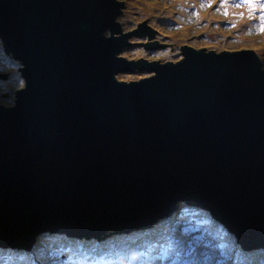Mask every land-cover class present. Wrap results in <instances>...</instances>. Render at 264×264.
<instances>
[{
	"label": "water",
	"instance_id": "95a60500",
	"mask_svg": "<svg viewBox=\"0 0 264 264\" xmlns=\"http://www.w3.org/2000/svg\"><path fill=\"white\" fill-rule=\"evenodd\" d=\"M126 1L0 0L25 81L0 102V248L32 251L45 230L104 240L193 204L264 248L262 55L123 56L132 36L166 45L151 19L125 31Z\"/></svg>",
	"mask_w": 264,
	"mask_h": 264
},
{
	"label": "rangeland",
	"instance_id": "374dc122",
	"mask_svg": "<svg viewBox=\"0 0 264 264\" xmlns=\"http://www.w3.org/2000/svg\"><path fill=\"white\" fill-rule=\"evenodd\" d=\"M148 19L168 45L152 51L163 58L177 57L191 43L218 50L257 47L264 60V0L126 1L125 31ZM143 35L131 39H149ZM147 50L142 43L128 45L122 54L150 58L152 52L146 54ZM19 66L0 41V73H7L0 75V102L14 103L16 90L25 85ZM173 213L149 228L104 240L70 239L45 230L33 247L36 253L0 248V264H233L235 260L264 264L263 248L245 252L208 212L185 205L177 215Z\"/></svg>",
	"mask_w": 264,
	"mask_h": 264
},
{
	"label": "trees",
	"instance_id": "16d2710c",
	"mask_svg": "<svg viewBox=\"0 0 264 264\" xmlns=\"http://www.w3.org/2000/svg\"><path fill=\"white\" fill-rule=\"evenodd\" d=\"M183 206H185V205H183ZM186 206H188V207H190V208H193V209H199V210H204V211H206V212H208L209 213V217L210 218H212V219H214V216L210 213V211L209 210H207V209H204L202 206H200V204H193V205H186ZM175 215V214H174ZM174 215H172V216H174ZM169 217H171V216H169ZM166 217H163V219H165ZM215 220V219H214ZM215 222L217 223V224H219L222 228L224 227L227 231H228V229L224 226V224L222 223V222H220V221H217V220H215ZM229 234L230 235H232L231 237H234L236 240V243H237V245L238 246H240V248H242L245 252H248V251H252V250H247V248H245V247H243L242 246V244L241 243H239L238 242V240H237V237L232 233V232H229ZM65 236L66 237H68V238H70V239H76V238H74V237H70V236H68V235H66L65 234ZM116 237H119V236H121V234H117V235H115ZM114 236V237H115ZM107 242V241H106ZM36 251V247L31 251V252H35ZM36 253V252H35ZM243 263V262H242ZM233 264H241V262L239 261V260H235L234 262H233Z\"/></svg>",
	"mask_w": 264,
	"mask_h": 264
},
{
	"label": "flooded vegetation",
	"instance_id": "af4514ba",
	"mask_svg": "<svg viewBox=\"0 0 264 264\" xmlns=\"http://www.w3.org/2000/svg\"><path fill=\"white\" fill-rule=\"evenodd\" d=\"M141 22H139L138 24H137V26L136 27H134V28H137L138 26H139V24H140ZM133 29V28H132ZM128 30H130V29H128ZM151 29H149V30H146V31H142V32H148V31H150ZM160 35H161V33H160ZM167 36V35H166ZM161 37L162 38H164L162 35H161ZM158 38H160V37H158ZM136 39V38H135ZM137 40V39H136ZM148 40V39H147ZM161 41H164V40H162V39H160ZM135 44H133V45H135V46H139V44H138V41H135L134 42ZM202 46V45H201ZM168 47V45L166 44V45H164V46H159V47H154V48H149L148 50H147V52L148 53H146V54H149L150 52H152V51H154V50H156V49H159V48H167ZM208 47V46H207ZM211 48H213V47H211ZM226 49H228V48H226ZM238 49H241V48H238ZM123 50H124V48L122 49V51H121V55H123L122 54V52H123ZM164 51V50H163ZM153 54V55H152ZM152 54H151V56H150V58H159V59H168V58H163L161 55H158V53H153L152 52ZM124 56V55H123ZM181 58H183V56H182V54H178V56L177 57H175V58H173V60H180ZM20 67V66H19Z\"/></svg>",
	"mask_w": 264,
	"mask_h": 264
},
{
	"label": "clouds",
	"instance_id": "9594fccd",
	"mask_svg": "<svg viewBox=\"0 0 264 264\" xmlns=\"http://www.w3.org/2000/svg\"><path fill=\"white\" fill-rule=\"evenodd\" d=\"M264 61V60H263ZM183 206V205H182ZM182 206H179V211H180V209H181V207ZM206 209V208H205ZM208 210V209H207ZM179 212H174L173 214H175V215H177ZM166 218L168 217V216H165ZM160 219H163V217H161ZM215 219V218H214ZM216 220V219H215ZM218 221V220H217ZM228 232H230L229 230H228ZM234 234V233H233ZM235 235V234H234ZM253 249H257V248H253ZM264 249V248H263ZM247 250H249V249H247ZM240 261V260H239ZM245 264V263H244Z\"/></svg>",
	"mask_w": 264,
	"mask_h": 264
},
{
	"label": "bare ground",
	"instance_id": "6f19581e",
	"mask_svg": "<svg viewBox=\"0 0 264 264\" xmlns=\"http://www.w3.org/2000/svg\"><path fill=\"white\" fill-rule=\"evenodd\" d=\"M124 48V47H123Z\"/></svg>",
	"mask_w": 264,
	"mask_h": 264
}]
</instances>
